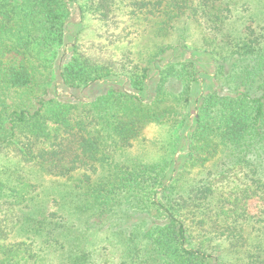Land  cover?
Masks as SVG:
<instances>
[{"label": "trees", "instance_id": "trees-1", "mask_svg": "<svg viewBox=\"0 0 264 264\" xmlns=\"http://www.w3.org/2000/svg\"><path fill=\"white\" fill-rule=\"evenodd\" d=\"M249 3L243 17L235 0H0V156L12 162L0 163V264H105L87 246L104 227L116 264H264L248 238L264 229V10ZM125 9L155 17L145 62L103 55ZM74 10L100 21L104 41L78 42ZM173 48L189 55L163 62ZM202 53L221 89L202 83ZM153 124L172 132L168 156L115 159ZM212 159L179 186L182 160ZM74 172L77 220L38 202L31 175Z\"/></svg>", "mask_w": 264, "mask_h": 264}, {"label": "rangeland", "instance_id": "rangeland-1", "mask_svg": "<svg viewBox=\"0 0 264 264\" xmlns=\"http://www.w3.org/2000/svg\"><path fill=\"white\" fill-rule=\"evenodd\" d=\"M235 1L237 3V5H234L236 10L235 12L243 17H246L248 12H246L247 6L244 3L249 0ZM263 2L264 0H250L249 5H251L252 9L255 11L261 12L264 10L262 9ZM258 7H260L261 10ZM117 14L123 20L121 28L118 30L122 36L121 41H119L115 46L109 47L110 51H106V53L103 55L109 56L111 53L115 54V56H119L124 50L131 49L134 53L133 55L143 62L152 58V54L156 49V42L158 41V38L155 37V30L157 26L155 17L146 19L142 15L133 16L128 14V9H125V12L118 11ZM83 15L84 16L82 17L80 11L74 10L73 14L71 15V20L73 22V24L70 25L71 32L72 34H79V43L85 44L87 46L89 44H95L97 46V44H99L101 41H104L105 39L100 35L102 31V25L95 16L86 13ZM194 38L197 39L198 36L195 35ZM160 40H162V38H160ZM112 50L114 52H111ZM91 51L94 52L95 50L92 49ZM188 55V52L183 53V50L173 48L164 53L161 58L163 62H167L170 58H175L178 61H182ZM200 57L202 59L201 61H203L199 65L200 71L202 72L200 78L204 80L202 83L205 84L206 90H210L212 87L221 89V84L219 81L213 79L212 76H209L210 74L212 75L214 71V57L208 53H202L200 54ZM151 73L152 76L155 75L154 68ZM22 96L25 97V94ZM18 99L20 98L16 94V100ZM171 134L172 132L164 126H158L156 124L148 126L144 132V135L135 141L132 147L118 150L114 157L117 161L121 162L142 159L145 161L162 160L163 157L170 154L168 142L170 140ZM8 161L9 163H12L9 158L0 156L1 165L7 163ZM215 163L216 159H212L205 166L196 165L191 167L189 165H183L182 160L180 162L178 171L180 177L179 186H188L194 182L196 183V181H200L206 176L209 170L214 168ZM101 169L102 167L100 170ZM31 175L35 176L36 178V182H34V189L37 188L39 191L37 196L38 202H46L47 207L51 211L59 210L60 203L62 202L67 207L66 210H63L62 212L68 215L69 218L75 217L73 220H77V213L74 209V203H71L72 196H70L68 193L72 191L73 185L77 184L78 180L81 178L79 172H74L69 177H53L45 174L35 173H31ZM8 186H10V184H8ZM262 225L264 228V224ZM260 228L261 225L260 227L256 228H252V226H249L248 228L249 244L252 248L258 246L259 243L264 245V229ZM107 229V227H104V229H102L100 232L95 231L90 237V242H87V246L91 250L95 251L94 259L96 261H98L101 253H105V255H101V257L104 258V261L107 260V263L105 262V264H116L118 262V258H120L122 254L121 244L116 245L115 239L111 237V234Z\"/></svg>", "mask_w": 264, "mask_h": 264}]
</instances>
